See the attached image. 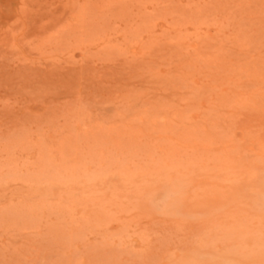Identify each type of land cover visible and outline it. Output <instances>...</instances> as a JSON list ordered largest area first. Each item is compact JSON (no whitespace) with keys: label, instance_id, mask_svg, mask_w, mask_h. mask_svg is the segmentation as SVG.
Masks as SVG:
<instances>
[{"label":"rangeland","instance_id":"obj_1","mask_svg":"<svg viewBox=\"0 0 264 264\" xmlns=\"http://www.w3.org/2000/svg\"><path fill=\"white\" fill-rule=\"evenodd\" d=\"M0 264H264V0H0Z\"/></svg>","mask_w":264,"mask_h":264}]
</instances>
